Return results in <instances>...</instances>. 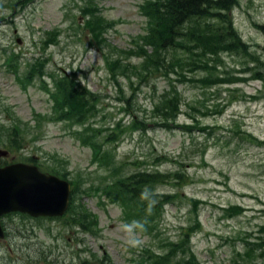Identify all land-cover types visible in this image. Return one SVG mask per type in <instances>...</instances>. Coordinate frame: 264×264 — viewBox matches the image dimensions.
<instances>
[{
    "label": "rangeland",
    "instance_id": "obj_1",
    "mask_svg": "<svg viewBox=\"0 0 264 264\" xmlns=\"http://www.w3.org/2000/svg\"><path fill=\"white\" fill-rule=\"evenodd\" d=\"M139 2L93 1L98 8L91 14L86 11L85 21L93 19L98 25L102 18L104 24L109 23L103 36L106 41L98 46L95 39L90 40L89 30L85 35L78 26L77 20L80 24L84 20L79 6H86L85 0H0V150H12L7 158L0 157V164L21 152L48 162L54 154L59 157L58 164L82 182L98 180L96 177L107 172L97 168L98 163L92 164L91 150L65 123L42 120L41 127H35L34 113L51 116L52 102L40 89L38 79L24 89L15 74L7 70L6 56L14 51L19 55L21 76L30 69L39 76L45 70L55 75L65 71L77 78V87L87 86L98 94L97 102L103 110L92 121L105 127L121 120V125L113 128L115 138L121 135V139L108 146L114 149L118 145L115 153L119 162H140L131 163L127 171L186 173L185 184L172 180L152 186L154 193L175 195L174 201L164 204L162 233L176 238L182 226L194 222L191 197L201 222V229L192 238L198 258L205 264H230L236 249L245 250L246 244L239 237L245 235L256 242L261 234L259 226L264 224V79L254 78L255 72L264 77V0H238L240 4L232 10L234 28L248 43L250 56L244 59L247 55L223 53L217 75L224 80L237 79L214 87L179 82L183 111L171 127L156 126V121L162 120L153 116L152 109L157 97L169 88L166 78L149 79L137 89L123 74L112 79L105 65L104 55L121 64L141 61L131 53V40L139 37L145 26ZM54 29L59 41L50 43L53 35L48 31ZM252 56H258L255 63ZM259 60L263 64L257 71ZM34 62L45 63L44 71ZM246 67L255 70L244 71ZM130 79L137 86L138 78L131 73ZM134 120L142 121L139 129L133 127ZM14 121L31 128L23 132L26 147L21 152L7 140V134H12L7 127ZM100 132L103 138L105 130ZM84 187L83 209L99 220L95 235L62 226L58 220L40 224L16 214L7 219L12 230L7 244L11 248L14 245V257L18 259L0 250V264H133L132 259L139 258L144 247L158 249V240L139 229L135 236L142 243L130 247L126 242L129 235L121 228L125 224L122 217L127 220L129 211L111 204L104 209L97 193L87 183ZM230 205L246 210L226 218L222 208ZM19 230L26 233L21 235ZM231 237L235 242L229 241ZM75 251L78 255L73 256ZM263 261L259 256L255 258V264Z\"/></svg>",
    "mask_w": 264,
    "mask_h": 264
},
{
    "label": "trees",
    "instance_id": "obj_2",
    "mask_svg": "<svg viewBox=\"0 0 264 264\" xmlns=\"http://www.w3.org/2000/svg\"><path fill=\"white\" fill-rule=\"evenodd\" d=\"M93 1L96 0H86V8L83 11L87 9L91 14L98 8V6L92 5ZM239 4L238 0H143L140 9L146 18V33L141 35L140 42L136 41L138 44H136L137 48L135 49L140 52L142 61L138 65L132 62V64H121L105 55V61L114 79L117 80V76L123 74L129 77L130 85L134 88L140 89L141 85L147 83L149 79L157 77L169 79V89L157 97V101H154L152 108L153 116L160 117V120H162V122L156 121V126L164 127L167 124V127H171L174 124L173 122L182 114L183 95L177 86L179 82H193L197 85L200 83L214 87L218 83H232L237 79L234 77L233 79L224 80L217 74L223 53L242 56L248 53L249 45L242 40L241 35L234 28L232 10ZM96 24L97 21L94 22L93 19H89L86 22V27L91 35L90 40L95 39L98 46H102V43L106 41L103 36L108 30L109 23L105 22L104 24V20L101 18L98 22L99 26ZM58 41L57 35L49 37L50 43H57ZM249 56L247 55L244 59ZM253 58V63H255L258 56ZM10 61L15 62V59L13 58ZM262 64V60H259L257 71H260ZM45 66V63H41L39 67L44 71L43 67ZM250 69L255 70V68L246 67L244 71ZM131 73L138 78L137 86H134L135 80L130 79ZM200 73H206V76L197 77L196 75ZM29 74L31 75L30 80L33 79V75L39 76L34 69H30ZM43 74L39 77L42 78ZM50 75L57 83V91L54 97L60 118L76 119L77 122L83 124L98 114L97 93L89 91L82 85L77 87L75 84L77 78H74V76L64 75V77H60L54 73H50ZM254 75V78L264 79L263 74L260 72H255ZM45 88L47 87L45 86ZM141 123L142 121L134 120L133 127L139 129ZM120 125L121 123H118L116 127ZM143 125L148 124L143 122ZM125 126L129 128V125ZM183 127H186V125ZM8 129L12 133L7 134L9 145L15 149L26 147L22 136L24 130L28 131L30 127L14 123V126L8 127ZM111 131L113 134L116 132L115 129H111ZM117 141L118 139L113 138L111 135L108 137V142ZM87 143L93 147L96 156L104 157L107 155L115 159V154L109 147L104 149L102 145H98L91 139ZM35 159L34 156H25L19 160L32 162ZM50 169L60 172L61 168L54 167ZM112 172L117 174L118 168L113 167ZM127 174L129 175L115 177L113 180L107 181L105 186H102L104 181L101 185L90 184L89 187L96 193L103 192L111 202H121L124 208L132 213H134V210H137L138 214L152 211L154 216L162 217L164 204L174 201L175 195L159 194L156 191L153 200L150 202L141 198L142 189L148 187L153 190V185L172 183V180H176V183L185 184L188 180L186 173L183 174L179 171L166 173L158 169H148ZM75 193L76 200L72 212L70 211L69 215L60 218V220L65 227L95 231L96 233L99 220L90 212L84 211L81 192L77 188H75ZM191 203L193 210H195L197 206L192 199ZM244 210L245 208L239 205H230L223 209L225 215L232 218L242 214ZM145 229L149 232L153 231L148 225L145 226ZM198 229H201L199 223L177 242H167L162 239L160 243L161 252L154 254V257L157 256L158 258L157 264H204L195 256L189 240L191 233ZM261 230H264V226ZM240 239L246 243V249L240 253L238 263L233 260L231 264H255V251L256 248L264 246V237L258 238L259 242H251L245 237H240ZM257 256L264 258V250Z\"/></svg>",
    "mask_w": 264,
    "mask_h": 264
},
{
    "label": "water",
    "instance_id": "obj_3",
    "mask_svg": "<svg viewBox=\"0 0 264 264\" xmlns=\"http://www.w3.org/2000/svg\"><path fill=\"white\" fill-rule=\"evenodd\" d=\"M0 154L6 155V152L0 151ZM69 195L67 181L42 173L36 166L21 163L0 167L1 214L19 210L33 216L61 215L67 208ZM52 201L57 204L52 205Z\"/></svg>",
    "mask_w": 264,
    "mask_h": 264
},
{
    "label": "clouds",
    "instance_id": "obj_4",
    "mask_svg": "<svg viewBox=\"0 0 264 264\" xmlns=\"http://www.w3.org/2000/svg\"><path fill=\"white\" fill-rule=\"evenodd\" d=\"M154 195L155 193L153 190L149 189L148 187L143 188L141 191V198L150 202L152 201ZM145 223L146 222L132 221L131 224H122V231L129 235V239L126 242L130 247H138L141 245L142 241L135 236V230L139 229L140 231H145Z\"/></svg>",
    "mask_w": 264,
    "mask_h": 264
},
{
    "label": "flooded vegetation",
    "instance_id": "obj_5",
    "mask_svg": "<svg viewBox=\"0 0 264 264\" xmlns=\"http://www.w3.org/2000/svg\"><path fill=\"white\" fill-rule=\"evenodd\" d=\"M6 236L10 237V233L7 232ZM0 250H4L7 253V255H9L13 260L15 259L14 254H13V249L11 247H8V246L4 247V245L1 243V241H0Z\"/></svg>",
    "mask_w": 264,
    "mask_h": 264
}]
</instances>
